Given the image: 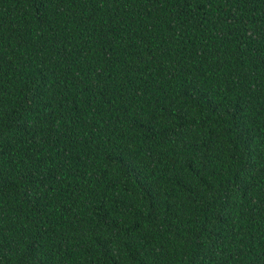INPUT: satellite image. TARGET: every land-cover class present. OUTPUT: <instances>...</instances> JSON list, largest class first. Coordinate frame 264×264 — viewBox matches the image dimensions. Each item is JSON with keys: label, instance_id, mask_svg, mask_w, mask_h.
Returning <instances> with one entry per match:
<instances>
[{"label": "trees", "instance_id": "trees-1", "mask_svg": "<svg viewBox=\"0 0 264 264\" xmlns=\"http://www.w3.org/2000/svg\"><path fill=\"white\" fill-rule=\"evenodd\" d=\"M0 264H264V0H0Z\"/></svg>", "mask_w": 264, "mask_h": 264}]
</instances>
